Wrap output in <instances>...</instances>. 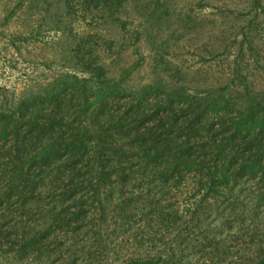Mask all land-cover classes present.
<instances>
[{"label":"trees","instance_id":"1","mask_svg":"<svg viewBox=\"0 0 264 264\" xmlns=\"http://www.w3.org/2000/svg\"><path fill=\"white\" fill-rule=\"evenodd\" d=\"M89 40L77 73L0 104V252L49 264H264V98L248 86L132 84Z\"/></svg>","mask_w":264,"mask_h":264},{"label":"rangeland","instance_id":"2","mask_svg":"<svg viewBox=\"0 0 264 264\" xmlns=\"http://www.w3.org/2000/svg\"><path fill=\"white\" fill-rule=\"evenodd\" d=\"M79 1L64 9L60 0H0V104L29 83L77 73L89 39L132 84L234 94L248 86L264 98V0ZM0 264L49 262L0 252Z\"/></svg>","mask_w":264,"mask_h":264}]
</instances>
